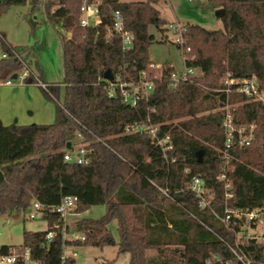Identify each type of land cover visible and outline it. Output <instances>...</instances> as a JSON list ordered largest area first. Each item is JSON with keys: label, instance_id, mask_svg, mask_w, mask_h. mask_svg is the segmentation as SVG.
Masks as SVG:
<instances>
[{"label": "trees", "instance_id": "trees-1", "mask_svg": "<svg viewBox=\"0 0 264 264\" xmlns=\"http://www.w3.org/2000/svg\"><path fill=\"white\" fill-rule=\"evenodd\" d=\"M89 1L99 4L101 25L96 35L78 23L80 0L44 3L47 20L60 22L63 32L69 34L68 38L58 34L61 83L41 88L43 97L54 103L55 121L5 128L19 143L9 148L6 165L0 167V215L25 210L33 200L57 206L71 196L77 199L75 214L93 206L105 207L99 219L82 218L73 224L85 236L83 243L72 245L76 248L116 245L119 254H128L127 264H204L212 254L229 259L216 236L232 245L234 233L198 209L187 184L192 176H198L213 194L211 208L222 215L223 190L216 177L224 173L233 193L228 208L243 213L256 210L259 218H264V105L221 91L226 74L234 79L254 76L264 90V0H206V7L223 10V29L211 31L188 24L182 27L183 44H175L183 50L184 66L195 69L198 77L171 89L168 78L172 70L165 65L162 79L155 83L147 101L134 108L123 104L118 93L109 96L107 83L118 77L137 80L142 71L149 77L156 73L148 68V48L154 41L149 29L163 32L166 25L155 8L159 0ZM25 2L0 0V10ZM37 5V0H32L31 8ZM114 11L121 13L124 30L133 36L128 51L122 50L120 37L111 29ZM0 48L8 55L0 65L9 77L18 67L15 55L22 58L24 49L12 47L2 35ZM106 71L111 78H104ZM24 83L35 84V80L29 75ZM225 104L232 108L235 127L256 126L249 146H233L228 151L227 165L221 160ZM206 111L210 112L203 114ZM147 118L159 126L160 135L170 138L172 147L165 157L147 136L123 134L126 124L143 123ZM67 144L72 149L84 144L88 163L65 162L63 156L70 152ZM159 188L167 190L170 198ZM189 213L211 231L204 228L194 243L185 240L190 227L181 219ZM44 222L47 228L60 220L51 214ZM111 222L116 223V244L108 231ZM245 227L254 228L239 222L234 232L242 233ZM44 233L24 232L21 247L30 248L36 264H60L58 239L50 249L40 248ZM8 249L0 247V253ZM151 249L156 254L149 259L146 252ZM239 250L251 264H264V243L242 242ZM67 264H75V260Z\"/></svg>", "mask_w": 264, "mask_h": 264}, {"label": "rangeland", "instance_id": "rangeland-1", "mask_svg": "<svg viewBox=\"0 0 264 264\" xmlns=\"http://www.w3.org/2000/svg\"><path fill=\"white\" fill-rule=\"evenodd\" d=\"M46 0H37L36 8H31L32 0H26L24 5L9 6L0 10V35L12 47H21L24 62L29 66L32 74L45 84H60L63 79V65L61 56L60 37L64 34L60 22L50 23L47 20L44 3ZM145 0H119V2H144ZM160 17L166 21L163 32L150 28L154 41L148 48L150 62L157 68L165 65L172 66L176 73L184 70L183 58L176 47L177 36L170 26L178 29L185 25H198L206 30H222L220 19L215 17V10L206 7V0H159L155 6ZM1 53V48H0ZM15 73L21 72V64L18 61ZM0 65V82L7 80L8 75ZM11 72H9L10 74ZM198 74V72H197ZM16 86L0 85V127L25 126L32 124H52L55 121L54 103L47 101L41 90L36 85L23 84L18 78ZM18 85V86H17ZM63 97V86H60V100ZM206 111L203 114H207ZM78 139V138H77ZM105 211L104 206H93L80 214L69 215L66 222L72 226L82 218L99 219ZM28 210L18 209L8 215H0V247H20L23 243V233H37L46 230V223L41 219L29 220ZM181 218L190 227L186 239L188 243L197 242L199 235L204 234V227L197 225L190 216ZM262 225L254 227V232L249 227L244 231L254 233L260 239L263 232ZM108 231L117 243L116 223L108 225ZM177 234V232H176ZM177 236V235H176ZM174 249L173 246H169ZM167 247V248H169ZM178 249V248H177ZM78 257L75 264H127L128 254H119L117 246H103L101 248L88 246L76 248ZM168 253V252H167ZM156 254L151 249L146 252L150 257Z\"/></svg>", "mask_w": 264, "mask_h": 264}, {"label": "built area", "instance_id": "built-area-1", "mask_svg": "<svg viewBox=\"0 0 264 264\" xmlns=\"http://www.w3.org/2000/svg\"><path fill=\"white\" fill-rule=\"evenodd\" d=\"M188 1L193 2L195 0ZM80 2L79 25L82 28L92 30L95 35L98 34L96 29H99L101 25L98 1L90 2L89 0H80ZM170 28L177 36L175 44L181 46L184 42L181 36L182 28L178 29L175 26H170ZM111 29L120 37L122 50H130L133 45V36L124 30L123 17L119 11L112 12ZM180 52L183 54V50ZM6 58H8L7 54L0 53V62ZM15 61H19L21 64V72L16 79L18 78L23 83L24 80L31 75L37 86L42 89L46 88V84L42 83L32 74L28 65L22 58L15 55ZM167 67L172 70L170 77L168 78L169 87L171 89H175L180 83H193V80L198 77L197 71L192 68L184 67L183 72L176 73L172 66L167 65ZM148 68L156 71L152 77H149L144 71H142L139 73L137 80H126L118 77L112 82L109 81L107 83L108 95L114 97L116 96V93H118L121 102L131 108H134L140 101H147L153 92L155 83L161 81L163 72V67L157 68L152 63L148 65ZM15 80L9 78L0 82V85L4 84L12 86L15 84ZM222 83L224 85V89L221 90L223 93L240 94L245 97L248 102L264 105V90L259 88L257 79L254 76L248 79H234L231 78L229 74H226L223 77ZM222 111L223 117L221 128L223 130V149L221 160L224 162V165H227L230 158L228 151L233 146H249L253 140V132L256 126L254 123H251L247 126L235 127L232 108L225 104ZM159 131V126L151 124L148 118L143 123L126 124L123 128V134L125 135L139 134L147 136L150 143L153 146L158 147L161 150L163 157H165L166 152L171 149L172 145L169 136L167 134L160 135ZM78 139H81L80 136H78ZM63 160L78 165L87 164L88 159L86 158L84 144H79L73 149L70 148V152L63 156ZM171 161L173 162L174 159ZM216 181L222 184L224 201L222 215H218L211 208L210 202L213 199V194L210 190L204 187L203 181L198 176H192L187 184V189L193 193L198 209L203 210L212 216V218L218 221L226 231L234 233L232 245L227 243L222 237L216 236L229 252L230 258L222 259L219 255L212 254L205 260L204 264H251L252 261L240 253L239 245L242 242H248L250 240L256 243H264L262 233L260 239H258L257 236L252 235L254 233H249L247 231L236 233L234 232V228L239 222H244L248 225H253L254 227L259 225L264 227V218H259V213L256 210L249 213H243L228 208L227 202L233 198L231 181L224 173L217 175ZM158 190L163 196L170 198L167 190L160 188ZM76 209L77 199L71 196L64 197L57 206H46L33 200L27 208V218L29 220L41 219L45 221V219L51 214H56L58 216L60 223H53L46 228L40 248L42 250H48L54 244L55 240L58 239L61 246V253L58 259L60 264H67L68 261L76 260L78 253L76 252V247L72 245L75 243H83L85 241V236L81 232L76 231L74 225L69 226L66 222V217L74 215ZM190 216L200 224V226H203L206 230L210 231L196 217L191 214ZM250 230L254 232V228ZM0 264H36V262L32 259L30 248L20 246L9 248L6 253H0ZM118 264L124 263L120 262Z\"/></svg>", "mask_w": 264, "mask_h": 264}, {"label": "crops", "instance_id": "crops-1", "mask_svg": "<svg viewBox=\"0 0 264 264\" xmlns=\"http://www.w3.org/2000/svg\"><path fill=\"white\" fill-rule=\"evenodd\" d=\"M19 73H13L11 74L8 79L15 75L16 77L18 76ZM16 79V78H15ZM14 79V80H15ZM17 80V79H16ZM15 80V81H16ZM23 84H32L36 85L34 83H24ZM45 84V83H44ZM47 85V84H46ZM13 86V85H12ZM16 86V84H14ZM18 86V85H17ZM37 86V85H36ZM38 88L41 90V88L38 86ZM6 127H0V167H3L6 165V157L8 154V150L11 146L16 145L19 143V140L14 138L11 134H9L6 130Z\"/></svg>", "mask_w": 264, "mask_h": 264}, {"label": "water", "instance_id": "water-1", "mask_svg": "<svg viewBox=\"0 0 264 264\" xmlns=\"http://www.w3.org/2000/svg\"><path fill=\"white\" fill-rule=\"evenodd\" d=\"M215 17L216 18H218V19H220L221 17H222V15H223V10L222 9H217V10H215ZM16 78V76L15 75H13L12 77H11V79H15ZM104 78H106V79H109V78H111V76H110V73H109V71H106L105 72V74H104ZM67 149H70V144H67V147H66Z\"/></svg>", "mask_w": 264, "mask_h": 264}]
</instances>
